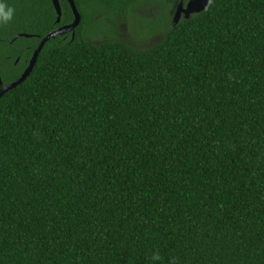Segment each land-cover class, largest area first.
Instances as JSON below:
<instances>
[{
  "label": "trees",
  "instance_id": "1",
  "mask_svg": "<svg viewBox=\"0 0 264 264\" xmlns=\"http://www.w3.org/2000/svg\"><path fill=\"white\" fill-rule=\"evenodd\" d=\"M75 1L74 39L49 41L0 99V264H264V0L101 42L95 11L115 21L140 0ZM3 3L9 84L58 15Z\"/></svg>",
  "mask_w": 264,
  "mask_h": 264
},
{
  "label": "flooded vegetation",
  "instance_id": "2",
  "mask_svg": "<svg viewBox=\"0 0 264 264\" xmlns=\"http://www.w3.org/2000/svg\"><path fill=\"white\" fill-rule=\"evenodd\" d=\"M51 1H52V5H53V0H51ZM172 1H173V3H172ZM189 1L190 0H187V1L186 0H168V1H164V3H162V1H160V0H140V1H138V3L135 6L129 5L128 7L131 9H129L127 12H123L121 15H120V13H119V15H116L115 21H113L111 16H109V12H108L109 10L104 9V7H103V9H104L103 12H98L99 10L95 11L98 14L96 17H94V20H96V22H93L92 25H87L85 27V29L87 32H89L91 34L90 36H91L92 40H95L96 42H99V41L101 42V41H105L106 39H108L109 38L108 33L111 30H113L114 28H118V26H119V28H121L120 32H122L120 37H125V36H128L130 31L133 29L141 28V30H142L143 29L142 26L143 25L146 26L148 23V20H151V18H149L148 16H143L144 10H146L147 8L152 9L155 5L159 4L160 9H163V11H164V10L170 8L171 5L169 3H171L172 4V6H171L172 11L170 12L168 19L171 18L170 22L174 23L175 12H176L177 8L179 7V5L183 4L184 6H186ZM74 2H75V5L77 7V3L75 0H74ZM92 3H93V1L91 0V4ZM64 4H65V6L68 5L69 10H70V11H67V13H66L65 21H63V19H62L64 17ZM165 4L169 5V8H166ZM60 5H61V18L58 19V17H57V20L55 23V28H53L54 31L62 29L64 27H69L75 21V14H74L73 8H72L69 0H60ZM94 5H95L94 9H97V8H99L98 5H100V4L97 5L96 1H94ZM53 7H54V5H53ZM77 10L81 15L80 25L77 28H75L73 31H70V32L62 34V35H58L56 38H60L61 41H66V42L68 41L69 37L74 39V37L76 35V31L81 26L82 18H83L78 7H77ZM132 12H135V13L132 14ZM70 13L72 14V17L69 16ZM135 14H137V15L135 16ZM117 23H120V24H117ZM164 31H165L164 29L162 31L156 30L155 35L151 38V41L152 42L159 41L163 37ZM93 32H95V33L93 34ZM98 33L101 36V40L96 35ZM20 60H21L20 57H17V59L14 63V65L16 67H18L17 65L20 63ZM27 67H28V65H27ZM27 67L23 69V72L21 75H23V73L26 71ZM13 70H14L13 68H10V71L14 72ZM3 85H7V84H3Z\"/></svg>",
  "mask_w": 264,
  "mask_h": 264
},
{
  "label": "water",
  "instance_id": "3",
  "mask_svg": "<svg viewBox=\"0 0 264 264\" xmlns=\"http://www.w3.org/2000/svg\"><path fill=\"white\" fill-rule=\"evenodd\" d=\"M211 1L212 0H190L186 6H184L183 4L179 5V7L177 8L175 12L174 24L176 25L179 24L182 18L190 19L192 15L203 13L210 6ZM69 2L71 3V6L75 14L74 23L70 25L69 27H64L62 29L50 32L40 41L30 61L29 67L26 69V71L23 73L20 79L14 82H11L7 85H3V82L0 79V99L10 90H13L18 85L22 84L24 81L27 80V78L30 76V74L32 73L34 69V66L38 60L40 53L42 52L43 48L49 41H51L52 39H55L58 35H62L70 31H73L75 28H77L80 25L81 15L77 10L75 2L74 0H69ZM53 5L58 14V19H60L61 18L60 0H53ZM21 37L31 38V36L29 35H18L17 37L14 38L13 42L17 41Z\"/></svg>",
  "mask_w": 264,
  "mask_h": 264
},
{
  "label": "rangeland",
  "instance_id": "4",
  "mask_svg": "<svg viewBox=\"0 0 264 264\" xmlns=\"http://www.w3.org/2000/svg\"><path fill=\"white\" fill-rule=\"evenodd\" d=\"M96 3H98V2L96 1ZM150 9L151 8H147L146 10H144L143 16H148L149 18H151V20L152 19L155 20V18L158 17L161 14H164L166 17H169L170 12L172 11V7H170L169 9H166V10L163 11V9H160V5L159 4L155 5L151 10ZM162 20H164V19H162ZM130 32H131V35L134 36V32L132 30ZM155 32H156V30H155ZM123 38L130 39V37H128V36L122 37V39ZM157 42L158 41H156L155 43H157Z\"/></svg>",
  "mask_w": 264,
  "mask_h": 264
},
{
  "label": "clouds",
  "instance_id": "5",
  "mask_svg": "<svg viewBox=\"0 0 264 264\" xmlns=\"http://www.w3.org/2000/svg\"><path fill=\"white\" fill-rule=\"evenodd\" d=\"M14 17V9L7 7L3 0H0V23H7ZM154 261H158L160 256L157 254L152 258Z\"/></svg>",
  "mask_w": 264,
  "mask_h": 264
}]
</instances>
